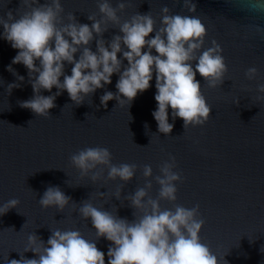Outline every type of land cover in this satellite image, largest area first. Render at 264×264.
Masks as SVG:
<instances>
[{"label": "water", "instance_id": "water-1", "mask_svg": "<svg viewBox=\"0 0 264 264\" xmlns=\"http://www.w3.org/2000/svg\"><path fill=\"white\" fill-rule=\"evenodd\" d=\"M44 2L47 0H40ZM119 2L110 0L113 7ZM124 2L126 10L118 13L121 22L136 13H149L159 29L165 6L171 14L201 19L207 29L204 49L217 41L229 69L224 83L216 88H209L197 73L196 79L213 108L212 116L205 125L185 130L181 118L172 120L169 108L173 131L170 135L159 133L152 115L157 108L155 75L151 87L138 94L130 108L119 106L115 99L108 102L107 108L102 106L100 97L106 91H118L117 74L112 76L111 84L86 97L83 105L74 104L65 91L57 97L51 116H36L18 104L32 98L34 92L23 64L12 65L25 77L23 82L7 70L18 50L3 39L0 25V205L19 200L16 208L0 216V264L23 256L37 258L32 251L25 252L28 236L35 233L46 243L51 231L57 229L79 230L87 240L95 241L105 253L107 264L111 242L97 238L91 221L80 216L79 208L87 200L114 216L129 221L139 219L143 213L131 207L130 197L145 185L143 166L151 165L153 169L149 195L158 198L160 186L155 177L161 175L160 166L170 156L176 158L174 171L180 173L181 182L176 184L177 200H161V208L174 210L179 204L191 209L198 204L205 220L201 241L219 257L220 264H264V100L258 99L264 93L257 91L258 85L264 84V0H193L197 5L195 13L184 8L183 0ZM61 3L65 23L69 22V13L82 24H92L88 16L101 18L98 0ZM28 10L21 0H0V16L5 19L9 11L16 16ZM108 28L103 35L105 41L121 34L116 25L109 23ZM154 36L155 31L150 38ZM91 49H97L95 40ZM119 55L123 59L122 53ZM123 63L127 65V60ZM72 67L66 63L67 75H71ZM250 67L258 69L254 80L245 75ZM10 83L21 84L11 95L7 91ZM56 91L53 88L42 94ZM96 146L108 148L114 164L137 165L134 179L128 184L108 180L107 168L97 182L91 180V173L82 176L71 165L70 157L80 149ZM49 186H59L73 203L63 211L43 208L39 199ZM100 192L105 196L101 197Z\"/></svg>", "mask_w": 264, "mask_h": 264}, {"label": "clouds", "instance_id": "clouds-1", "mask_svg": "<svg viewBox=\"0 0 264 264\" xmlns=\"http://www.w3.org/2000/svg\"><path fill=\"white\" fill-rule=\"evenodd\" d=\"M21 4L29 10L16 16L9 11L7 19L0 16L3 39L18 50L7 70L23 82L25 77L12 67L23 64L34 92L32 98L18 101L21 108L31 110L36 116L49 117L50 110L57 106V97L65 91L74 104L83 105L86 97L111 84L114 74L119 76L118 91H106L100 97L101 104L107 108L108 102L115 99L119 106L130 108L138 94L151 87L155 75L157 108L152 115L159 133L170 135L173 131L169 108L172 120L181 118L185 130L203 126L210 120L213 108L207 103L203 86L196 79L197 73L209 88H216L224 83L229 69L217 41L213 40L212 46L204 49L207 29L196 15L171 14V9L165 6L161 26L157 29L156 21L149 13H136L121 22L118 13L126 10L124 0L116 7L110 0H98L101 18L88 16L92 21L89 25L79 23L73 13L68 14L69 22L65 23L61 0L44 3L21 0ZM183 4L188 12H196L197 5L193 0H183ZM109 23L116 25L121 34L105 41L103 35L109 30ZM154 31L155 36L150 38ZM94 40L96 51L91 49ZM193 62H196L195 67ZM66 63L73 65L71 75L65 73ZM245 75L248 80H254L258 69L250 67ZM19 87V83L8 84V94ZM53 88L58 91L52 95L42 94L43 91L52 92ZM257 91L264 93V84H259ZM258 99L264 100V96ZM236 105H239V99ZM112 160L110 150L100 146L80 149L70 157L71 165L84 177L91 173L93 182L99 181L107 168L108 180L130 183L137 165L114 164ZM176 167L174 156L160 166L161 175L155 177L160 186L159 194L154 199L149 195L153 188V169L151 165L143 166L145 185L137 188L130 197L131 207L143 213L139 219L135 217L129 221L101 210L87 200L82 203L80 216L91 221L98 239L111 242L107 264H220L219 257L201 241L205 220L200 216L198 204L191 209L179 204L174 210L161 208V200H177L176 184L181 182V175L174 171ZM122 190L116 194V199L120 198ZM99 195L104 197L105 193ZM70 202L73 203L71 197L59 186H49L39 199L43 208L54 207L60 211ZM18 204V199H11L0 205V216ZM28 245L25 252L32 251L37 258L23 256L19 260H7V264H106L105 253L79 230L51 231L46 243L35 233L30 234Z\"/></svg>", "mask_w": 264, "mask_h": 264}]
</instances>
